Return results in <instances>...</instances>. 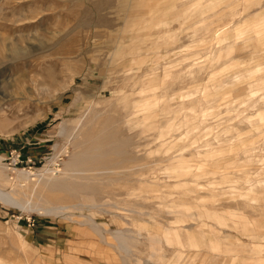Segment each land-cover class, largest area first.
Here are the masks:
<instances>
[{"label":"rangeland","instance_id":"1","mask_svg":"<svg viewBox=\"0 0 264 264\" xmlns=\"http://www.w3.org/2000/svg\"><path fill=\"white\" fill-rule=\"evenodd\" d=\"M0 264H264V0H0Z\"/></svg>","mask_w":264,"mask_h":264},{"label":"bare ground","instance_id":"2","mask_svg":"<svg viewBox=\"0 0 264 264\" xmlns=\"http://www.w3.org/2000/svg\"><path fill=\"white\" fill-rule=\"evenodd\" d=\"M102 131V130H101ZM107 134V133H106ZM108 135V134H107ZM94 139H95V137H94ZM93 140V139H92ZM102 136H99V138H97V139H95L94 141H92V144L91 145H86L87 147H86V149H84V151L83 152H87L88 150H94V149H96V148H98L99 146H100V144L102 143ZM90 142V141H89ZM105 142V141H104ZM117 142V141H116ZM104 146V145H103ZM106 146V145H105ZM101 148V147H100ZM104 148V147H103ZM119 149V148H118ZM95 155H97V154H94V155H90L89 157L87 156L86 158H84V159H82L80 162L78 161V163H76L75 165H89L90 163H92V162H94L95 163V161L98 159L97 158V156H102V155H97V156H95ZM110 158V157H109ZM116 160V159H115ZM76 161V160H75ZM113 161V160H112ZM105 162V158L104 159H102V160H100V159H98L97 160V164H99V163H104ZM72 165H73V163H72ZM108 166V165H107ZM74 167V166H73ZM85 167H87V166H85ZM104 167V166H103ZM81 168V167H80ZM66 186V185H65Z\"/></svg>","mask_w":264,"mask_h":264}]
</instances>
